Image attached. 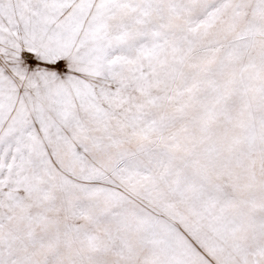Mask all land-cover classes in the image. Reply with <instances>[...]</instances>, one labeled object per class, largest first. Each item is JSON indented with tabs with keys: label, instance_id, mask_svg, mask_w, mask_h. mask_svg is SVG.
<instances>
[{
	"label": "snow or ice",
	"instance_id": "1",
	"mask_svg": "<svg viewBox=\"0 0 264 264\" xmlns=\"http://www.w3.org/2000/svg\"><path fill=\"white\" fill-rule=\"evenodd\" d=\"M0 264H264V0H0Z\"/></svg>",
	"mask_w": 264,
	"mask_h": 264
}]
</instances>
